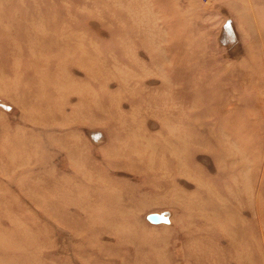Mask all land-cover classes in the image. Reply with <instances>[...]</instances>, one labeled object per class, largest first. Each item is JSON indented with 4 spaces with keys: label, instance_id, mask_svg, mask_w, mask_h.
Wrapping results in <instances>:
<instances>
[{
    "label": "rangeland",
    "instance_id": "1",
    "mask_svg": "<svg viewBox=\"0 0 264 264\" xmlns=\"http://www.w3.org/2000/svg\"><path fill=\"white\" fill-rule=\"evenodd\" d=\"M6 263L264 264V0H0Z\"/></svg>",
    "mask_w": 264,
    "mask_h": 264
},
{
    "label": "water",
    "instance_id": "2",
    "mask_svg": "<svg viewBox=\"0 0 264 264\" xmlns=\"http://www.w3.org/2000/svg\"><path fill=\"white\" fill-rule=\"evenodd\" d=\"M225 28L228 31V33H232V29L230 27V24H227ZM147 219L149 222H151L153 224H161V223H168L169 222V219L163 213H151L147 216Z\"/></svg>",
    "mask_w": 264,
    "mask_h": 264
},
{
    "label": "bare ground",
    "instance_id": "3",
    "mask_svg": "<svg viewBox=\"0 0 264 264\" xmlns=\"http://www.w3.org/2000/svg\"><path fill=\"white\" fill-rule=\"evenodd\" d=\"M33 6H34V5H33ZM39 17H40V16H39ZM31 18H33V17H31ZM30 20H31V19H30ZM65 25H66V24H65ZM62 27H63V26H62ZM64 27H65V26H64ZM64 27L62 28L63 30H64ZM66 27H67V26H66ZM33 29H34V28H33ZM35 29H36V28H35ZM61 32H63V31H61ZM65 32H67V30H66ZM44 33H45V32H44ZM41 34H42V33H40V35H41ZM62 35H63V33H62ZM43 37L45 38V37H46V34H45V36H43ZM65 37H66V36H65ZM37 38H38V37H37ZM66 38H67V37H66ZM77 39H78V38H77ZM42 40H43V39H42ZM64 40H65V39H64ZM43 41H44V40H43ZM57 41H58V40H57ZM67 41H68V40H67ZM38 42H39V41H38ZM62 42H63V41H62ZM31 43H32V42H31ZM15 44H16V43H15ZM43 44H44V43H43ZM66 44H67V42H66ZM66 44H65V45H66ZM67 45H68V44H67ZM54 46H55V45H54ZM36 47H38V45H37ZM67 47H68V46H67ZM34 48H35V47H34ZM40 48H41V47H40ZM29 49H30V48H29ZM32 49H33V48H32ZM80 49H81V48H80ZM80 49H79V50H80ZM35 50H36V49H35ZM39 50H40V49H39ZM66 50H67V49H66ZM60 51H61V49L59 50V52H60ZM64 51H65V50H64ZM30 52H31V50H30ZM32 52H33V51H32ZM34 52H35V51H34ZM34 52H33V55L35 54ZM38 52H39V51H38ZM40 52H41V51H40ZM40 52H39V53H40ZM57 52H58V49H57ZM85 52L87 53V51H85ZM86 53H84V54H86ZM88 53H89V52H88ZM94 53H95V52H94ZM58 54H59V53H58ZM42 55H43V54H42ZM89 55H90V54H89ZM90 56H91V55H90ZM92 56H93V55H92ZM99 56H101V54H99ZM102 56H103V55H102ZM30 57H31V56H30ZM30 57H29V58H30ZM17 58H18V57H17ZM37 58H38V57H37ZM40 58H41V57H40ZM40 58H39V59H40ZM91 58H92V57H91ZM93 58H94V57H93ZM99 58H100V57H99ZM99 58H98V59H99ZM31 59L33 60L32 57H31ZM41 59H42V58H41ZM16 60H17V59H16ZM45 60H46V59H45ZM34 61H35V59H34ZM96 61H97V60H96ZM98 61H99V60H98ZM105 61H106V60H105ZM32 62H33V61H32ZM37 62H39V61H37ZM33 63H34V62H33ZM33 63H32V64H33ZM98 63H99V62H98ZM45 64H46V63H45ZM102 64H104V63L102 62ZM14 65H15V64H14ZM33 65H35V64H33ZM38 65H39V64H38ZM38 65H37V66H38ZM105 65H106V63H105ZM98 66H100V65H98ZM32 67H34V66H32ZM36 68L38 69V67H36ZM104 68H105V67H104ZM99 69H100V68H99ZM101 71H102V70H101ZM101 71H100V72H101ZM42 72H43V71H42ZM106 72H107V71H106ZM40 73H41V72H40ZM45 73H46V72H45ZM102 73H103V72H102ZM104 73H105V72H104ZM46 75H47V74H46ZM39 77H40V76H39ZM40 78H41V77H40ZM45 78H46V77H45ZM19 79H20V78H19ZM43 79H44V76H43ZM41 80H42V79H41ZM20 83H21V82H20ZM42 85H43V84H42ZM43 87H44V86H43ZM15 88H16V87H15ZM17 88H18V86H17ZM171 102H172V101H171ZM150 159H151V157H150ZM149 164H150V163H149ZM83 168H84V167H83ZM8 203H9V201H8ZM45 205H46V203H45ZM209 215H210V214H209ZM216 215H217V214H216ZM212 216H213V218H215L214 215H212ZM208 218H209V217H208ZM208 218H207V219H208ZM210 219H211V218H209V220H210ZM211 221H212V220H211ZM213 224H214V223H213ZM216 224H217V223H216ZM219 227H220V226H219ZM221 227H222V225H221ZM221 227H220V228H221ZM20 228H21V227H20ZM222 228H223V227H222ZM222 228H221V229H222ZM2 231H3V230H2ZM4 231H5V230H4ZM222 231H223V230H222ZM224 231H225V230H224ZM226 232H227V231H226ZM226 232H225V233H226ZM227 233H229V232H227ZM240 236H241V235H240ZM4 248H5V247H4ZM19 249H20V248H19ZM16 254H17V253H16ZM160 258H161V257H160ZM2 259H3V258H2ZM10 260H11V259H10ZM11 261H12V260H11ZM9 263H10V262H9ZM9 263H6V264H9ZM11 264H12V263H11Z\"/></svg>",
    "mask_w": 264,
    "mask_h": 264
}]
</instances>
